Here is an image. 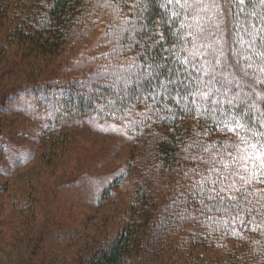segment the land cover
I'll return each instance as SVG.
<instances>
[{
    "label": "trees",
    "instance_id": "obj_1",
    "mask_svg": "<svg viewBox=\"0 0 264 264\" xmlns=\"http://www.w3.org/2000/svg\"><path fill=\"white\" fill-rule=\"evenodd\" d=\"M225 7L226 0H0V27L12 26L0 46V80L8 81L0 115L34 100L53 129L95 116L128 123L142 144L103 192L133 182L126 223L78 264H264V0H232L226 14ZM109 11L105 50L77 64L94 70L76 74L75 64L68 76L35 78ZM19 71L33 74L12 79ZM46 151L53 161L57 149ZM8 183L0 180V197L22 210L23 192H9ZM32 190L26 209L35 213L40 192Z\"/></svg>",
    "mask_w": 264,
    "mask_h": 264
},
{
    "label": "rangeland",
    "instance_id": "obj_2",
    "mask_svg": "<svg viewBox=\"0 0 264 264\" xmlns=\"http://www.w3.org/2000/svg\"><path fill=\"white\" fill-rule=\"evenodd\" d=\"M109 13L94 24L82 43L54 58L47 74L44 68L35 70V78L68 76L75 64L76 74L94 70L77 69V64L105 50L100 42L113 20ZM11 27L10 20L0 27V46ZM18 74L33 73L19 71L12 79ZM7 82L0 80V88ZM17 106L13 115H0V125H5L0 129V180L9 182V192H23L24 199L20 210L14 209V200L0 197V264H78L100 244L115 239L126 223L133 182L129 186L123 181L108 197L103 192L128 170V162L142 144L136 145L128 123L92 116L71 127L53 129L48 112L34 100ZM47 147L57 149L53 161L46 157ZM133 175L128 178L135 182ZM32 189L40 192L35 213L26 209Z\"/></svg>",
    "mask_w": 264,
    "mask_h": 264
},
{
    "label": "snow or ice",
    "instance_id": "obj_3",
    "mask_svg": "<svg viewBox=\"0 0 264 264\" xmlns=\"http://www.w3.org/2000/svg\"><path fill=\"white\" fill-rule=\"evenodd\" d=\"M172 0H169V3H171ZM180 0H176V3L179 4ZM246 0H238V3L240 5H243L245 4ZM214 3H215V0H214ZM226 3H227V7H225L224 9H222V11L226 14L227 11L230 10V7H231V4H232V0H226ZM217 7H219V5L217 4L216 5ZM183 7V5H182ZM220 55L223 56L224 55V52H223V49L220 50ZM215 63L216 64H219L220 63V60L219 59H216L215 60ZM239 62H237V65H238ZM249 67H251V65H249ZM241 71H243V69H241ZM244 75H247V72H244ZM211 79L215 80L216 83L218 84H221L222 87H228L229 85L232 84V81L230 80H220V79H217L215 76H212ZM201 95L207 97L209 94L208 93H201ZM231 103V102H230ZM234 123L236 124L237 127H244L245 125L241 124L240 121H234ZM262 163H264V161H262Z\"/></svg>",
    "mask_w": 264,
    "mask_h": 264
}]
</instances>
